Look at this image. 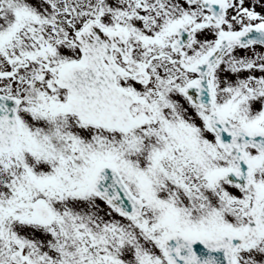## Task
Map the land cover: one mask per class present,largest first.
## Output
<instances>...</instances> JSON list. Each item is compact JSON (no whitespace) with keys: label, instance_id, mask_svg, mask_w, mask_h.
I'll use <instances>...</instances> for the list:
<instances>
[{"label":"snow or ice","instance_id":"snow-or-ice-1","mask_svg":"<svg viewBox=\"0 0 264 264\" xmlns=\"http://www.w3.org/2000/svg\"><path fill=\"white\" fill-rule=\"evenodd\" d=\"M0 264H264V0H0Z\"/></svg>","mask_w":264,"mask_h":264}]
</instances>
